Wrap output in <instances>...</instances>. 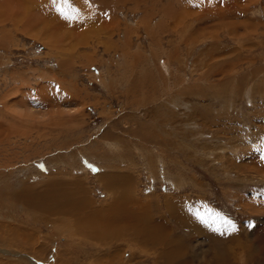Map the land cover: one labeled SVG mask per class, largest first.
Wrapping results in <instances>:
<instances>
[{
  "label": "rangeland",
  "instance_id": "374dc122",
  "mask_svg": "<svg viewBox=\"0 0 264 264\" xmlns=\"http://www.w3.org/2000/svg\"><path fill=\"white\" fill-rule=\"evenodd\" d=\"M0 264H264V0H0Z\"/></svg>",
  "mask_w": 264,
  "mask_h": 264
},
{
  "label": "bare ground",
  "instance_id": "6f19581e",
  "mask_svg": "<svg viewBox=\"0 0 264 264\" xmlns=\"http://www.w3.org/2000/svg\"><path fill=\"white\" fill-rule=\"evenodd\" d=\"M122 187H120V189H121ZM111 190H113V191H122V190H120L119 188H115V187H113V186H111V188H110ZM65 194V196H64V198H68V206L66 205H64V206H61L59 209L60 210H58V212H66L67 213V211L68 210H73V211H75V209H76V207H75V205L73 204V202H76L74 199L75 198H73V195L70 193V192H63V195ZM46 199V198H45ZM121 199V198H120ZM119 198H117V200H116V205L115 206H113L110 210H112L110 213H109V215H112L113 216V218H109V220H107L106 221V224H110L111 222H114V224H123V225H126V226H128L127 227V231L129 232V234H131L130 236H132V235H135V234H139V232L138 231H136V228H137V226L139 225V223H138V218H137V214H135V212H130L129 211V209L127 208V206H126V209L127 210H124L123 211V207H121V205L120 204H122V202L124 201V200H120ZM41 202H43V201H41ZM60 202V201H59ZM126 203V202H125ZM78 209L80 208V206L79 207H77ZM48 210H49V208H47ZM47 210V211H48ZM99 212H101V211H99ZM99 212L97 211V212H93V213H89V220H88V222L91 224V222L93 223V224H97L98 222H100V221H102L103 223L105 222L104 221V217L102 216V214H99ZM87 218V219H88ZM197 218L198 219H196L195 221H193V223H195V224H198V225H200L199 224V217L197 216ZM191 221V220H190ZM84 224V223H83ZM88 226L89 227H92V226H90L89 224H88ZM86 227V226H85ZM100 227H103V226H100ZM201 227V226H200ZM93 228H95V227H93ZM128 232H126V231H124V232H121V233H128ZM139 236V235H138Z\"/></svg>",
  "mask_w": 264,
  "mask_h": 264
},
{
  "label": "snow or ice",
  "instance_id": "6c2138e0",
  "mask_svg": "<svg viewBox=\"0 0 264 264\" xmlns=\"http://www.w3.org/2000/svg\"><path fill=\"white\" fill-rule=\"evenodd\" d=\"M58 0H52L53 4H57ZM64 2H68V0H64ZM58 11L61 13V15L65 18L68 19L69 18V14L68 12L65 11V9L63 7L58 8Z\"/></svg>",
  "mask_w": 264,
  "mask_h": 264
}]
</instances>
